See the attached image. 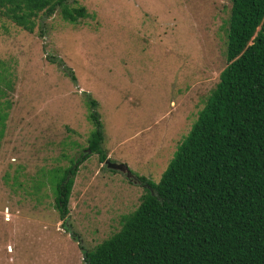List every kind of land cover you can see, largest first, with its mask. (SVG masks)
I'll return each instance as SVG.
<instances>
[{"label":"rangeland","instance_id":"rangeland-1","mask_svg":"<svg viewBox=\"0 0 264 264\" xmlns=\"http://www.w3.org/2000/svg\"><path fill=\"white\" fill-rule=\"evenodd\" d=\"M66 4L87 17L37 14L31 33L0 17V264H83L138 205L137 177L156 183L225 66L228 0ZM86 96L106 161L128 173L85 150ZM79 154L63 222L40 169Z\"/></svg>","mask_w":264,"mask_h":264},{"label":"trees","instance_id":"trees-1","mask_svg":"<svg viewBox=\"0 0 264 264\" xmlns=\"http://www.w3.org/2000/svg\"><path fill=\"white\" fill-rule=\"evenodd\" d=\"M228 2L225 66L216 84L156 183L137 177L145 185L138 205L115 233L83 253V264H264V0ZM55 9L68 24L87 17L66 0H0V17L27 33L37 14ZM85 99L94 127L85 150L102 163L96 103ZM85 158L40 169L63 222Z\"/></svg>","mask_w":264,"mask_h":264},{"label":"water","instance_id":"water-1","mask_svg":"<svg viewBox=\"0 0 264 264\" xmlns=\"http://www.w3.org/2000/svg\"><path fill=\"white\" fill-rule=\"evenodd\" d=\"M103 162L106 164V167H110L112 169H116V170H119V171H122L124 173H128V171L125 169V167H122L121 165H117V164H110L106 161V159L103 160Z\"/></svg>","mask_w":264,"mask_h":264}]
</instances>
